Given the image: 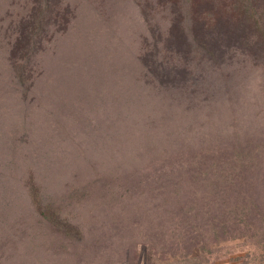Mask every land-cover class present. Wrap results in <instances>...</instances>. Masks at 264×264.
I'll list each match as a JSON object with an SVG mask.
<instances>
[{
    "label": "rangeland",
    "instance_id": "obj_1",
    "mask_svg": "<svg viewBox=\"0 0 264 264\" xmlns=\"http://www.w3.org/2000/svg\"><path fill=\"white\" fill-rule=\"evenodd\" d=\"M60 1L70 21L22 59L36 0H0V264H264L249 30L220 22L204 44L220 61L197 55L169 83L147 67L197 49L183 20L264 18V0Z\"/></svg>",
    "mask_w": 264,
    "mask_h": 264
},
{
    "label": "trees",
    "instance_id": "obj_2",
    "mask_svg": "<svg viewBox=\"0 0 264 264\" xmlns=\"http://www.w3.org/2000/svg\"><path fill=\"white\" fill-rule=\"evenodd\" d=\"M255 4L256 2H252L251 4H249L244 1H232L229 7H236L237 9H242L243 11H250L255 7ZM223 6L226 5L224 4ZM67 13V9L65 8V6L61 5L60 0H36V6L32 14L28 18L23 19L20 22V32L15 38V45H13V48L17 47L22 50L23 56L20 58L24 59L30 51L35 52L42 47L43 40L51 36V34L49 33V27L51 28L53 26L58 30L65 28L72 17L71 14L67 15ZM234 17L236 18L224 19L220 18L219 16H209L208 18L204 19L192 18L188 19L189 22H192L193 20V23H191L190 26L188 24H184L185 20H183V23L181 25L182 36L186 37L188 35L187 32L190 30L193 33L196 44L198 45L197 49L195 50V48L191 47L187 48L186 51L178 49L174 52L178 54V57L174 58L171 61V65L169 68L161 61H155L154 67L153 65L147 66L149 72L154 76V78L160 81V84H165L169 83V81L166 79L167 77L181 76V74L190 75V62L191 60L195 59L197 55H199L197 57H204V59L220 61L215 59L216 57L213 53L214 49H211L214 48L213 45H211V47H206V45H204L208 40L207 34L209 33V31L211 32L212 28H214L215 26L218 27V24L220 22H222L223 26H225L224 23H226V26L228 28H230L232 24H239L237 26L238 31L248 29L251 36L248 43H246L245 48L249 46L251 50L245 53L251 59H254L256 61L261 60L264 62V18L254 17L252 14H242ZM180 22H182L181 19ZM202 22H204V26ZM239 22L245 24L246 29H243L244 26H241ZM197 25H200V39H197V37H199L198 33H196ZM244 33H247V31ZM172 34L173 33L171 32V35ZM149 54L150 51H147L144 55H142V59L143 56L146 57L149 56ZM24 73V67L22 66L20 68V66L18 67V65L16 64L15 76L17 77V79L24 80Z\"/></svg>",
    "mask_w": 264,
    "mask_h": 264
}]
</instances>
